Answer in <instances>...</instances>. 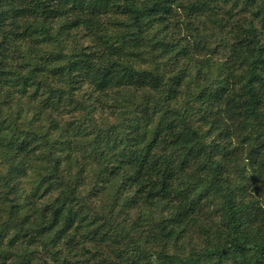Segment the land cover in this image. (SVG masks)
<instances>
[{"label": "trees", "instance_id": "obj_1", "mask_svg": "<svg viewBox=\"0 0 264 264\" xmlns=\"http://www.w3.org/2000/svg\"><path fill=\"white\" fill-rule=\"evenodd\" d=\"M79 2L80 16H60L58 21L26 17V1L9 11L12 21L29 31L32 44L19 47L15 40L7 42L31 64L26 70L0 65V79L7 71L36 88L37 77L58 75L64 87L47 92L46 80L43 90L49 96L34 111L82 117L85 121L74 131L88 124L92 140L84 141L101 151L104 163L88 169L85 161L59 164L68 159L65 147L71 143L49 113V129L42 130L32 126L33 121L19 124L12 111L5 115L0 111V264H224L228 258V264H264V221L257 225L247 212L252 204L257 211L261 208L237 202L251 180L264 193V0ZM238 2L246 5L245 13L236 9ZM4 17L0 12V25ZM79 22L93 31L92 49H98L97 54L83 52L84 48L69 50V29ZM221 46L225 56L217 54ZM32 50L36 55L54 51L55 56L38 59ZM91 61L97 76L89 72ZM60 62L66 63L65 70ZM0 90V96L6 92L2 83ZM98 107L106 113L101 123L102 118L97 122L91 116ZM232 142L246 150L245 157L235 153ZM121 158L123 169L158 192L153 197L144 194L134 212H146L149 220L137 224L126 210L123 215L107 212L104 221L91 224L94 230L100 226L89 239L79 233L88 222L80 220L82 212L78 216L73 210L101 184L102 196L106 193L112 206L119 201L122 182L127 179L128 185L130 174H114L105 166ZM33 161L36 190L29 195L19 183ZM49 161L51 172L45 168ZM226 161L230 164H223ZM56 180L60 185L53 190ZM84 186L89 188L85 192L80 190ZM182 192L192 210L203 209L204 196L219 199L216 209L224 217L220 228L209 225L205 230L203 247L198 243L187 252L179 242L192 217L173 201ZM144 227L149 230L142 237ZM153 231L156 235L149 240ZM16 237L28 240L22 250L3 245ZM111 240L110 253L100 249ZM85 242L91 248L79 247ZM168 246L175 251L171 255L166 254ZM91 249L92 259L81 253Z\"/></svg>", "mask_w": 264, "mask_h": 264}, {"label": "rangeland", "instance_id": "obj_2", "mask_svg": "<svg viewBox=\"0 0 264 264\" xmlns=\"http://www.w3.org/2000/svg\"><path fill=\"white\" fill-rule=\"evenodd\" d=\"M24 1H26V3L28 4L26 8V12H24V15L26 17H30L33 20L46 18L48 20L58 21L60 19V16H64L67 19H72L76 16H80V13L82 12L79 7L80 5L79 0H0V12H4L5 14V17H4L5 19H3L4 20L3 24L0 25V44L1 43L3 44L1 46L0 65L3 67L13 66L16 68V67L21 66L22 69L26 70L27 67L31 64L26 60L25 57H23L20 54L19 51H16L14 49L13 47L14 43L7 42V41L13 42L15 40V43L19 47H25V45L29 46V44L30 45L32 44V38H31V35L29 34V31L25 27H23V24L21 22L20 24H17L18 21L17 23H14L12 20L15 18H13L11 14L9 13V11L15 9L16 7L22 6ZM234 4H235L236 9L240 10L241 13L246 12V5L244 3L238 2ZM25 16H22L18 18L17 20H20L21 18H24ZM63 25H67V24L63 22ZM69 31H70L69 40L71 41V44H68V47L71 48L69 50H74V49L80 50L84 48L83 52L88 53V52L93 51L92 45L95 46L94 43H96V41L94 40L95 38L93 36V31L87 30L84 27V25L80 22L76 24L75 27L69 29ZM98 51L99 50L97 49L96 51H93V52L97 54ZM30 54L32 56H37L38 59L44 57L48 61L49 59L47 57L55 56L54 51H51L49 55H46L45 52L38 53L36 55V50H32ZM217 54L225 56L226 49L223 46H221L218 49ZM2 56H5V57H2ZM35 63L36 65L40 66L38 62H35ZM59 64L65 70L66 63L60 62ZM89 66H90L89 72L91 76L92 77L97 76V73L94 70L95 69L94 61H91ZM3 74L5 76L0 79V83H2V89H3L2 92L3 91H6V92L2 93L0 96V111L3 112L4 115L6 114L7 111H12L18 114V117L20 118V120L18 121L19 124L26 122V121L29 122V124H31V121H33L32 126L42 129V130L49 129L50 120L53 122V124H55L54 120H56V122L58 123V128H61L64 130L65 135H66V140L68 139L67 142L71 144H68L65 147L66 150L68 151V153L66 154V156H68V159L67 160L64 159L59 164H76V163L85 161L87 163V165H85V169H88L90 168V166L91 168H95L99 164L102 165L104 163L99 157V155L101 154V151L92 150L89 145V142L92 139L90 138V136L87 135L88 133H91V130L88 128V124L86 125V127H84V129L80 131H74L75 126L85 121L82 117L73 115L72 112L64 113L62 115H58V114L51 115L49 110L45 114L41 113L40 110H39V113L34 111L35 107H40L39 102L43 98H47L49 96L47 92H50L51 90L50 88L55 87L58 89V87H61V88L64 87V85L61 86L62 83L58 82L59 81L58 75L53 74L51 72L47 74L46 76L41 75L37 77V79L34 80L36 82V88H35L33 84L30 86L31 83L23 84L20 80H18V78L13 73H7V71H3ZM20 75L22 76L23 74H20ZM7 78L11 81L14 80L15 82L13 83H15V85L11 86L12 82H10ZM46 80L49 83L47 92L43 90V87L47 85ZM37 86H40V87L37 89ZM83 91H88V90L83 89ZM82 94L84 93L79 94V96ZM62 97L65 100V96L62 95ZM60 98L61 96H56V100ZM65 106L67 107L68 105L66 104ZM101 110L102 108L98 107L91 114V116L94 118V121L98 122V120L102 118L100 121L101 123L103 119L105 118L106 113L105 114L101 113L100 112ZM150 112H153L154 114H156L155 109H151ZM48 113H49L50 120L48 119ZM33 116L35 118H33ZM3 117H2V120H3ZM102 125L104 126V124ZM86 128H87V131L85 132L84 130ZM52 131L55 132L54 130ZM76 135L78 137H76ZM84 139H87L90 141H84ZM236 142H232V147L236 149L235 153H239L242 157H245L246 150H241L243 148H240V146ZM108 143H111L109 139H108ZM76 145H80L84 149H78L75 147ZM41 147L42 149L45 148V144L41 143ZM86 151H87V154H86ZM95 152L97 153L92 154ZM46 153H47L46 151L43 152V156ZM45 160H47V158H45L43 161L45 162ZM117 160L118 161L116 163L112 161L108 162L105 168L110 169V172H113L114 174L117 172V173H126L128 175L129 174L131 175L132 173H130L128 169H123L120 165V163L124 159L121 158ZM50 163L51 161H49L47 163V166L45 167L46 169H48L49 172L53 170L50 166ZM33 164L35 166L36 164L35 161H33L31 165H26L27 171L25 173V176L21 178V181L19 183V186L22 188H25L26 193L29 195H32L36 190V188L32 185V182L36 176L32 169ZM223 164H230V163H227L226 161ZM60 168L61 170H64L65 166L61 165ZM42 171H45V169H42ZM130 175H129V178H130ZM87 176L90 177V175H87ZM129 178H128V183H127L128 185H126L127 179L124 182H122V185H121L122 187L120 188V191L118 194L119 201H117V203L115 202L113 206L106 198V193L102 196L101 187L103 184L99 185L93 191V194L91 193V195L89 196V199L83 198V202L78 203V208L76 210L74 209L73 211L78 216H79V212H82L83 215L79 216L80 220L85 219L84 221L88 222V225L82 228L80 227L79 229L80 234H83L84 236L89 237V239L90 237L92 238L93 236H95V234L98 233V228L100 225L97 226L98 228L94 230L93 228L94 226L91 224H93V222L96 221V219L104 221L105 219L104 214H106L107 212H109L111 215H117L118 212L121 215H123L126 210V212L130 214L131 219H134V216H135L137 224L139 223L140 220H143L144 223L149 220L146 217L147 215L146 212L144 213L142 212L139 215H136L134 212L138 208V206L141 204V197L144 194H146V197L147 196L153 197L158 192L150 191L148 184L146 182L136 180L134 174L131 175V181ZM56 181H57L56 183L57 185L54 184V186H52L53 190H57V187L60 185V180H56ZM89 181L90 180H88L86 185L89 183ZM139 182H141L140 185H138ZM84 183H85V179L78 184L82 186ZM257 186H259V184H256V182L251 180V182H249L248 186L245 188L244 197L240 196L239 198H237V202L242 205H247L249 202H252V203H257L258 206H260L261 208L260 211L255 210V207H257L256 204L249 205V208L247 210V212H250L249 213L250 218L248 219L249 220L256 219V224L258 225L264 221V193H261L260 191H258L256 189ZM84 188L85 186L82 187L80 190H83ZM88 189L89 188H85L83 191L85 192ZM159 192H162V191H159ZM212 194L213 192H211V195ZM202 196H203V193H202ZM123 197L126 198L124 201H122ZM127 197L129 199L128 201H127ZM47 201L49 202V199H47ZM173 201L174 202L178 201V204L180 203V208L182 209V211L186 213L189 217H192V219L189 220L184 226V233H183L184 240L179 242V244H182L184 246L183 251L187 252L192 247L197 246L198 243H201L203 247L206 242V238L204 237V232L206 229L209 228V225H213L215 228L221 227L220 221L224 217L222 215V211H219L216 209V204H219L220 200L219 199L213 200L210 195L204 196L203 199L200 201V205L203 206L202 207L203 209H196V210H192L190 207L187 206L188 195L186 192L180 193L177 197L175 196ZM129 202H131V204L127 205ZM125 204L127 206H125ZM204 205H206L207 208H205ZM119 207H121L123 212L119 211L118 209ZM165 213L166 212H164V214ZM262 213H263V217H261ZM259 214H261V216H259ZM92 217L93 218L95 217L94 218L95 220ZM119 218L121 219V216H119ZM145 230H149V228L148 227L142 228V237L146 236ZM137 231L139 232L138 228H137ZM135 235L132 233V236H135ZM155 235L156 234L153 231L149 240H151ZM223 235L227 236L225 232H223ZM16 238L17 239L14 242L10 241V240H13V238H9L10 239L9 241H3V245L6 246L7 244H10L12 246H17V249L22 250L24 248L23 244L26 245L28 240L23 241V237L22 238L16 237ZM144 240H146V238H144ZM121 242H122L121 244L125 243L124 241H121ZM112 244L114 243H112V240H111L110 242H107V244H105L104 246L100 247V249L103 251L107 249V251L110 253L109 249L112 248ZM84 246H86L87 248H91V243L85 242V243H82V245H80L79 247H82L83 249ZM93 251L94 250L92 249L88 252H86V250H82L81 253L86 254L89 258L92 259ZM165 251H166V254H170V255L175 252L171 246H168ZM4 256L5 255L1 256V259ZM228 260L224 264H228ZM108 262H111L110 258ZM241 262L242 261L240 262L236 261V263L238 264ZM29 264H39V263H36L34 261L33 263L29 262Z\"/></svg>", "mask_w": 264, "mask_h": 264}]
</instances>
